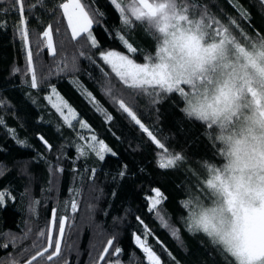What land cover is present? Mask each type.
<instances>
[{"label": "trees", "instance_id": "obj_1", "mask_svg": "<svg viewBox=\"0 0 264 264\" xmlns=\"http://www.w3.org/2000/svg\"><path fill=\"white\" fill-rule=\"evenodd\" d=\"M34 2L26 0L27 4ZM62 2L64 0H45L44 6L36 7L31 15L29 39L34 67L38 76L47 77L46 83L38 89H31V76H25L26 52L14 27L18 14L0 13L6 22L0 27V100L7 101L0 106V116L7 126L0 127V191L9 193L0 206V245H7L0 247V264H11L13 259L17 264H24L37 250L33 248L34 243L44 246L45 242L38 240L37 234L46 228L53 208H58L59 215L67 214L72 219L62 242L61 257L48 264H65V261L93 264L103 245L113 236L115 246L122 252L118 256L110 255L108 261L147 264L144 253L133 242L134 232L143 239L144 225L153 233L148 243L160 256L161 264H237L235 257L203 234L190 235L182 221L184 212L180 200L193 182L201 161L219 162L212 130L184 117L182 98L178 94L150 96L148 92L133 90L100 58V52L115 50L129 55L137 63H146L145 58L158 51L149 30L139 21L124 25L121 13L110 0H81L90 16L103 14L95 16L97 22L92 26L98 47L92 48L90 42L82 47L84 41L72 39L63 11L58 8ZM191 2L210 20L228 26L241 39L264 36V0H238L247 11L248 19L240 17L230 0ZM7 7L8 3L0 4V8ZM230 18L237 19L239 27L229 25ZM48 25H52L55 57L49 55L46 45L36 47L37 40H43L40 34ZM119 36L132 43L137 54L128 53ZM80 52L85 55L81 56ZM57 62L62 68L67 64L68 70L56 74ZM13 68L21 71L13 74ZM50 70L51 76L48 75ZM25 79L29 83H24ZM73 81H78L79 85ZM106 83L121 89L125 98L135 103L142 122L154 126L164 148L152 143L127 114L112 103L105 92ZM48 85L56 87L90 130L80 129L77 122L73 127L63 123L61 116L44 99L50 91ZM85 89L112 115L111 122H106L89 103L83 94ZM33 98L38 103H33ZM64 111L67 114V110ZM7 128L15 129L17 138L26 140L30 146L18 144ZM37 133L52 145L51 151L42 145ZM93 133L117 155L105 153L104 161L91 151L79 156L77 146L87 150ZM80 136L88 139L81 140ZM165 152L183 153L185 159L174 168L162 169L158 167V158ZM57 166L63 171L57 172ZM125 166L126 175L121 177L119 173ZM92 169L96 170L95 174ZM152 188H159L166 197L158 209L168 227L161 225L155 211H148L146 198L153 195ZM72 189L79 190V195L74 197L78 206L75 213L70 205L65 209V202L73 199ZM34 201L38 203L33 213ZM137 216L144 221L143 225ZM172 229L178 230L179 239L172 236ZM25 233H29L27 238H24Z\"/></svg>", "mask_w": 264, "mask_h": 264}, {"label": "clouds", "instance_id": "obj_2", "mask_svg": "<svg viewBox=\"0 0 264 264\" xmlns=\"http://www.w3.org/2000/svg\"><path fill=\"white\" fill-rule=\"evenodd\" d=\"M154 3L164 10L158 23L143 22L158 46L149 63L179 82L182 114L212 130L219 161H201L180 200L182 221L247 264L250 218L264 220V36L241 39L191 0Z\"/></svg>", "mask_w": 264, "mask_h": 264}, {"label": "snow or ice", "instance_id": "obj_3", "mask_svg": "<svg viewBox=\"0 0 264 264\" xmlns=\"http://www.w3.org/2000/svg\"><path fill=\"white\" fill-rule=\"evenodd\" d=\"M110 2L121 13V20L124 25H130L135 21L143 23L145 20L148 21L149 25L158 23V21L155 20L157 13H163L164 10V6L160 5L157 7L154 0H110ZM2 3H8L9 7L0 8V13L6 15L9 11H13L18 14L19 19L14 23V27L16 34L22 40L23 47L26 52L27 68L25 76L30 74V88L38 89L46 83L47 77L38 76L34 67V52L30 47L29 39L30 32L32 30L29 27V23L34 9L36 7H43L45 0H35L32 4H27L26 0H0V4ZM230 3H232L240 13L241 18H249L247 11L239 4L238 0H230ZM58 8L63 11L64 18H66L68 27L71 29L73 40L84 41L82 47L87 46L89 42L92 48L98 47V41L92 33V26L94 22H97L95 21V16L97 14L103 15L102 13H93L90 16L89 11L85 10V5L81 3V0H64V2L58 4ZM164 16H166V13L162 15L161 18L163 19ZM212 22L216 25H220V22L214 19H212ZM5 23L6 22L2 20V17H0V27H4ZM229 25L239 27V23L235 18H230ZM226 27L229 28L228 26ZM57 31L59 30L57 29ZM161 31H163V28ZM40 36L43 37V40H37V49H39L42 45H46L49 55L55 57L57 49L53 43L52 25L45 27ZM119 39L125 45L128 53L132 55L137 54V49L132 43L124 39L123 36H119ZM36 54L38 55L39 53L37 52ZM80 55L84 56L85 53L80 52ZM99 55L104 63L110 66L112 72L115 73L120 81L133 90L148 92L150 96H159L161 93H174L183 98L186 95L184 89L179 87V82L173 84L166 78L165 73L160 70L159 65H151L149 63L150 57L145 58L147 61L146 63H136L134 59L129 57V55L122 54L118 51H102ZM87 58L91 60V57ZM66 70H68L67 64H65L62 68L60 67L59 62H57L56 74ZM72 70H75V59H73ZM20 71L21 69L19 68H13L12 70L13 74ZM48 75H53L52 70L49 71ZM23 82L29 83L27 79ZM73 83L79 85L78 81H73ZM48 87L50 91L44 96V99L48 101V103L51 104V107L61 116L63 123L69 127H73L74 122H77L80 129L90 130V126L87 122L78 116L76 110L60 95L56 87L54 85H48ZM157 89L159 91H157ZM105 92L109 96L112 103L118 106L122 113H126L127 117L134 122L135 126L139 127L142 133L147 135L152 143L158 145L160 148L165 147L164 143L157 138L159 134L156 132L154 126H147L144 122H142V118L138 115L137 106L134 102H131L130 99L125 98L121 89H116L110 83H106ZM83 94L89 99V103H91L93 107L105 117L106 122L112 121V115L107 113V111L100 106L97 101H95V98L90 92H87L85 89L83 90ZM53 97H55V100H53ZM6 103V100H0V106H4ZM33 103H38V101L33 98ZM65 109L67 110V114H65ZM0 127H7L2 116H0ZM7 131L13 136V138L16 139L18 144L22 146H30L26 140H20L17 138L15 129L7 128ZM37 137L46 150H52V145L49 144L42 134L37 133ZM79 138L81 140L88 139L84 136H80ZM86 148L87 150L83 146H77L79 156H85L87 155V151H91L94 152L101 161H104L105 153H110L113 156L117 155L102 139H98L94 133L90 136V143L87 144ZM181 161L183 160L179 153L165 152L158 158V167L162 169L174 168ZM52 167L53 166L50 164V170ZM56 171L62 172L63 169L57 166ZM95 171V169H92L93 174H95ZM119 175L121 177L126 175V166L125 170L121 171ZM71 191L73 193V199L65 202V209H67L70 205L71 211L75 213L78 206L74 197L79 195V190L72 189ZM151 192L153 195L146 198L148 211L149 213L155 211L156 217L160 220L161 225L168 227L164 216L161 215V210L158 209V206L163 203L166 197H164L159 188H152ZM7 195H9L7 191H0V206L5 203V197ZM36 203L38 202L34 201L32 204L33 213L35 212ZM71 219L72 218L67 214L59 215L58 208H53L51 216L47 221L46 228L41 229L37 234V239L45 242L44 246H38L34 243L33 248H36L37 250L33 255L24 261V264H48V262L54 261L55 258L61 257L64 251L62 248V242L66 238V229L71 227ZM136 219L140 222V224H144V221L139 216H137ZM29 232H31V229H29ZM28 234L29 233H25L24 238H27ZM171 234L174 238L179 239L177 229H172ZM152 235L153 233L151 230L144 225L143 239L141 238V235L134 232L133 242L144 253L147 264H161L160 256L153 251L152 246L148 243V239ZM157 242L160 243L158 238ZM0 247H7V245H0ZM164 251H167V249H164ZM121 252L122 249L115 246V237L113 236L103 245L102 251H100L98 257L94 259L93 264H120L118 259L108 261V257L110 255L118 256ZM169 256H171V253H169ZM246 257L247 264H264V253L258 255H246ZM239 258L241 259V264H245L244 257L242 256ZM11 264H17L16 260L13 259ZM65 264H68V262L65 261Z\"/></svg>", "mask_w": 264, "mask_h": 264}, {"label": "rangeland", "instance_id": "obj_4", "mask_svg": "<svg viewBox=\"0 0 264 264\" xmlns=\"http://www.w3.org/2000/svg\"><path fill=\"white\" fill-rule=\"evenodd\" d=\"M69 30L71 32L70 28ZM53 100H55V97H53ZM244 252L246 255H258L264 253V220H257L255 217L250 218Z\"/></svg>", "mask_w": 264, "mask_h": 264}]
</instances>
